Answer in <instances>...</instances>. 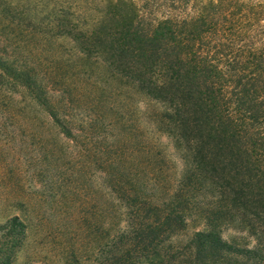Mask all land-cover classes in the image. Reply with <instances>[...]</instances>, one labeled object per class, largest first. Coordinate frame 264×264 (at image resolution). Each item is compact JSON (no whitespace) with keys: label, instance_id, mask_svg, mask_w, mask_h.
Here are the masks:
<instances>
[{"label":"trees","instance_id":"1","mask_svg":"<svg viewBox=\"0 0 264 264\" xmlns=\"http://www.w3.org/2000/svg\"><path fill=\"white\" fill-rule=\"evenodd\" d=\"M0 82L96 162L71 222L97 226V264H264V0H0ZM27 237L0 223V264Z\"/></svg>","mask_w":264,"mask_h":264},{"label":"rangeland","instance_id":"2","mask_svg":"<svg viewBox=\"0 0 264 264\" xmlns=\"http://www.w3.org/2000/svg\"><path fill=\"white\" fill-rule=\"evenodd\" d=\"M23 49L26 51L21 54L26 56L30 51L36 64V56L42 57L34 41L24 43ZM73 150L76 153L68 138L56 134L52 121L34 102L22 99L0 82V223L18 215L28 225V237L18 255L20 264L98 263L97 226L91 224L78 231L71 218L76 205L96 213L90 199L95 201L100 195V174L94 160H79ZM164 154L174 180L182 167L179 155L171 147ZM75 180L80 185L76 191ZM192 196V208H206L204 199L209 193ZM199 215L188 218V229L180 239L202 229L196 223ZM223 232L230 240L242 237L228 226Z\"/></svg>","mask_w":264,"mask_h":264}]
</instances>
